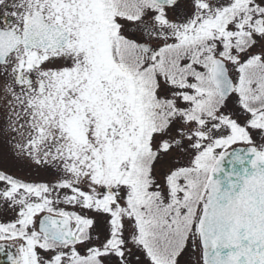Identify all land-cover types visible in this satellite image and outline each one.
I'll return each instance as SVG.
<instances>
[{
  "label": "snow or ice",
  "instance_id": "1",
  "mask_svg": "<svg viewBox=\"0 0 264 264\" xmlns=\"http://www.w3.org/2000/svg\"><path fill=\"white\" fill-rule=\"evenodd\" d=\"M0 264H264V0H0Z\"/></svg>",
  "mask_w": 264,
  "mask_h": 264
}]
</instances>
